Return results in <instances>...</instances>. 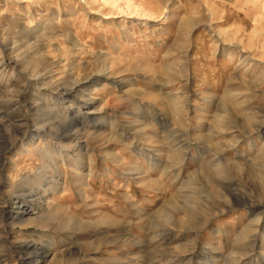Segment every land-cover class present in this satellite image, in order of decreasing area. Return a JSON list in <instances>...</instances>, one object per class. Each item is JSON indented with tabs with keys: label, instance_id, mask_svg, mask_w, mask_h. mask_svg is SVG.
<instances>
[{
	"label": "rangeland",
	"instance_id": "1",
	"mask_svg": "<svg viewBox=\"0 0 264 264\" xmlns=\"http://www.w3.org/2000/svg\"><path fill=\"white\" fill-rule=\"evenodd\" d=\"M0 264H264V0H0Z\"/></svg>",
	"mask_w": 264,
	"mask_h": 264
},
{
	"label": "bare ground",
	"instance_id": "2",
	"mask_svg": "<svg viewBox=\"0 0 264 264\" xmlns=\"http://www.w3.org/2000/svg\"><path fill=\"white\" fill-rule=\"evenodd\" d=\"M2 154V153H1ZM33 201H34V199H31V200H29L28 201V204H25V205H22L21 206V208H22V210H24V212H28L29 211V209L31 210L32 208H33ZM19 207V206H18ZM14 219V218H13ZM26 248V247H25ZM39 254L41 255V254H43V247L41 246V247H39Z\"/></svg>",
	"mask_w": 264,
	"mask_h": 264
}]
</instances>
